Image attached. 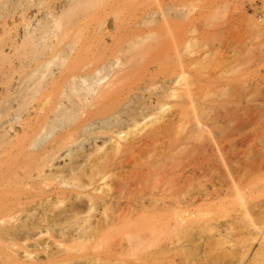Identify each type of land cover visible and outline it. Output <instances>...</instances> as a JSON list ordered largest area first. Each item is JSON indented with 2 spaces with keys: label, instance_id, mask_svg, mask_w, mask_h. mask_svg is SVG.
<instances>
[{
  "label": "bare ground",
  "instance_id": "obj_1",
  "mask_svg": "<svg viewBox=\"0 0 264 264\" xmlns=\"http://www.w3.org/2000/svg\"><path fill=\"white\" fill-rule=\"evenodd\" d=\"M207 1L0 0V264H264V7Z\"/></svg>",
  "mask_w": 264,
  "mask_h": 264
},
{
  "label": "rangeland",
  "instance_id": "obj_2",
  "mask_svg": "<svg viewBox=\"0 0 264 264\" xmlns=\"http://www.w3.org/2000/svg\"><path fill=\"white\" fill-rule=\"evenodd\" d=\"M208 0L207 2H210ZM228 5H225L222 0H217V4L221 5L220 19L225 21L237 20L238 25L243 28L245 24L254 22L260 18V13L264 7V0H227ZM204 2L199 1L198 5L201 6ZM98 146L101 148V153L106 154L111 151L109 145L103 146V143H98ZM111 182L114 187L119 186V182L114 176L111 179Z\"/></svg>",
  "mask_w": 264,
  "mask_h": 264
}]
</instances>
